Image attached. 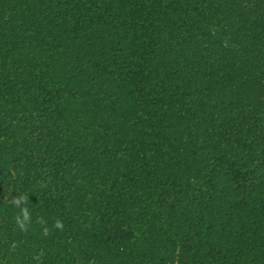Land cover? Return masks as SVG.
<instances>
[{
    "label": "trees",
    "instance_id": "obj_1",
    "mask_svg": "<svg viewBox=\"0 0 264 264\" xmlns=\"http://www.w3.org/2000/svg\"><path fill=\"white\" fill-rule=\"evenodd\" d=\"M0 264H264V0H0Z\"/></svg>",
    "mask_w": 264,
    "mask_h": 264
},
{
    "label": "clouds",
    "instance_id": "obj_2",
    "mask_svg": "<svg viewBox=\"0 0 264 264\" xmlns=\"http://www.w3.org/2000/svg\"><path fill=\"white\" fill-rule=\"evenodd\" d=\"M28 202H29L28 196H25V195H19L18 198H12V200H11V203L16 208H19L21 204L27 205ZM21 217H23V219H21ZM30 219H31V217L29 215V210H28V207H26V206L23 209H21L20 213L15 217L16 224L18 225L20 230L23 232L28 231V227L25 226L24 221H28ZM40 219H42V218L38 217L37 222H39ZM53 227L63 231V229H64L63 221L61 219L57 218L54 221ZM49 234H50V230L48 228H44L43 229V235L47 236Z\"/></svg>",
    "mask_w": 264,
    "mask_h": 264
}]
</instances>
